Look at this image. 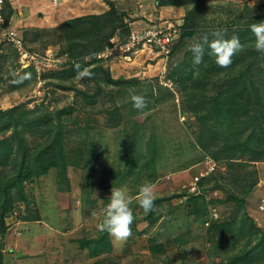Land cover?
<instances>
[{
  "label": "rangeland",
  "instance_id": "1",
  "mask_svg": "<svg viewBox=\"0 0 264 264\" xmlns=\"http://www.w3.org/2000/svg\"><path fill=\"white\" fill-rule=\"evenodd\" d=\"M12 1L16 10L11 9L14 12L11 24H16L27 33L26 46L32 50L30 53L35 58L28 65L27 62L21 64L15 49L0 35V109L25 103L27 110H43L52 123L58 121L56 115L61 111L66 168L64 175L59 168L52 167L39 176L24 179L21 184L16 182L17 186L11 187L12 208L3 217L5 230L0 233V264H264L263 259L242 257L235 260V255L241 251V240L228 242L231 236L229 232L221 234L220 238L217 232L198 223L190 214L187 197L193 193V178L204 173L205 160L212 158L208 154L197 155L192 145H189L197 138L195 120L177 115L174 111L181 107L178 88L168 78L167 64L174 61V57L170 55L163 60L149 48L138 46L135 49L123 47L107 58H96L111 81L107 77L101 78L100 92L91 99L97 91L94 83L89 78H78L76 64H73L72 73L62 72L72 64L66 54L60 53L58 45L53 44L40 51L41 42L47 37L43 31L47 27L42 26L56 27L68 17L98 12L99 9H93V5L99 4L105 8L108 5L103 0H87L80 4L79 13L70 12L68 16L55 14L54 19H51L62 0ZM113 1L118 11L126 13L124 21L127 26L119 30L120 34H124L127 27L130 31L140 30L141 23L145 26L159 25L162 21L175 24L183 19L187 8L161 4L172 0ZM206 2L209 5L221 3L230 8L232 13L245 6L259 8L264 4V0ZM208 11L212 14H208L205 25L210 27L219 22L213 23V19L226 14L223 10H220L222 13H216L218 8ZM233 16L231 14L228 18L234 19ZM223 17L221 20H226V16ZM38 18L43 21H38ZM18 20L22 21L16 23ZM134 23H138L139 28ZM127 39L122 41L116 37L112 41L120 45ZM185 39L188 45L184 51L193 44L194 38L190 40L185 36ZM127 45L131 46L129 42ZM178 55L181 57L182 53ZM175 57L178 59V56ZM95 63L92 59H86L79 65L82 70ZM62 84L76 86L86 95L72 88L61 89L57 86ZM158 85L167 87L175 94L176 108L169 103L168 96H160ZM129 89L146 97L148 104L145 109L141 111L133 107ZM112 114L121 119L117 128L111 127ZM174 118H177V122ZM177 124L181 130L178 137L182 138L183 153L177 155L175 150L171 153L166 146L159 153L158 159L165 157L166 160L158 165L157 176L152 179L156 190V211L151 215L150 212L145 214L139 205L138 189L147 182L141 176H152V171L144 165L148 156V136L154 131L160 132V127L164 126L168 128L167 137H174L171 126L175 129ZM41 130H24L30 147L45 142ZM9 134L10 131L0 136V140L6 139ZM196 155L197 162L177 168ZM0 162V178L13 174L15 167L11 166L9 159L7 161L0 157ZM226 166L225 162H217L214 172L224 173L228 171ZM251 166L257 169L259 182L258 190L255 188L248 199L246 210L264 234V210L260 209L261 205L264 208V162ZM223 179L233 187L229 179ZM122 186H126L132 196L134 221L131 236L123 245H118L107 232L101 231L100 223L111 189ZM201 195L207 201H223L228 191L215 188L204 194L201 191ZM213 204L207 206L212 207ZM230 205L217 203L214 206L217 209L215 219L224 222L233 219ZM100 237L103 242L97 247L84 243ZM102 243H106L107 247L102 248ZM153 245H161L162 253H153Z\"/></svg>",
  "mask_w": 264,
  "mask_h": 264
},
{
  "label": "trees",
  "instance_id": "2",
  "mask_svg": "<svg viewBox=\"0 0 264 264\" xmlns=\"http://www.w3.org/2000/svg\"><path fill=\"white\" fill-rule=\"evenodd\" d=\"M103 1L108 8L102 13L69 18L59 26L43 29L47 37L41 42L40 47V51H44L50 45L59 46L60 53L66 54L72 64L62 71L64 73H72L73 64L84 63L86 59L97 62L88 68L93 73L90 80L97 88L91 99L100 92L101 78L107 77L111 81L108 74L104 72L100 60L96 59V55L111 46L112 38L118 37L124 41L130 33L128 27L125 35L119 33L121 28L127 26L124 21L126 13L118 11L113 0ZM161 4L187 7L180 26L183 32L178 41L172 44L169 54L174 57V61L167 64L168 78L179 91L181 107H177L174 111L177 115L194 119L196 122L197 138L189 144L192 145L194 152L203 156L208 154L218 163L225 162L228 169L220 174L214 170L199 178L196 185L197 191L189 193L187 197L190 214L198 223L205 224L209 230L213 229L217 232L220 238L221 234L229 232L231 236L228 242L241 240V251L235 255V260L242 257L264 260V234L246 210L248 199L255 188L258 190L259 182L258 171L251 165L264 162V55L255 50V38L250 31L252 23L264 21V4H261L259 8L245 6L242 9L233 10L235 14L221 3L209 5L206 0H172L163 1ZM5 6L7 21L14 12L7 2ZM210 8H218L219 11H215L216 13H222L220 10L226 13L217 16L216 20L213 19V23L219 22L211 27L205 25L208 14H212L208 11ZM231 14L234 15V19L228 18ZM223 16H226V20H221ZM217 30L225 33V39H230L234 35L239 37L240 42L245 46L244 50L233 57L230 67L221 68L215 63V57L207 54L206 48L202 63L194 66L190 47L184 51L185 46L188 45L185 36L190 40L194 38L193 43H195L201 35L209 34V41H211L213 37L210 34ZM26 36L27 33L22 31L24 47L27 49ZM179 53H182L181 57ZM175 56H178V59ZM57 86L61 89L72 88L75 92L86 95V92L73 85ZM157 91L160 96L165 95L170 98L169 103H172V107L178 106L175 103V94L170 89L158 85ZM25 105L21 103L7 109H0V136L10 131L6 139L0 140V157L7 161L9 159L11 166L15 167L13 174L0 178V233L5 230L3 217L12 208L11 187L21 184L24 179L39 176L52 167L59 168L64 175L66 168L60 123L61 111L56 115L58 121L52 123L43 110H27ZM174 119L177 122V118ZM120 121V118L112 114L111 127H119ZM178 127V124L175 129L173 125L171 126L172 132H175V136L171 138L167 137L168 128L164 126L160 127V132L154 131L149 134L148 156L144 165L147 170L152 171V176H141L144 181L153 182V177L156 178L158 165L166 160L165 157L158 159L163 149L168 148L171 153L175 150L177 155L183 153L182 138L178 137L181 130ZM30 128H42L45 142L30 147L24 134V130ZM216 145L217 149L213 150ZM197 155L195 158L190 157V160L187 159L177 168L197 162L195 160L198 158ZM223 178L229 179L230 185L237 189L233 190L234 188L230 187ZM215 188L228 191L225 200L207 201L201 195V191L204 194ZM217 203L231 204L229 207L233 209V219L224 222L211 217L213 209L217 212L214 207ZM207 204L214 206L208 207ZM102 239L100 237V239L86 240L84 243L87 246L93 244V247H97L103 242ZM102 244V248L107 247L106 243ZM151 249L155 254L163 251L161 245H153ZM96 252L93 253L96 254Z\"/></svg>",
  "mask_w": 264,
  "mask_h": 264
},
{
  "label": "clouds",
  "instance_id": "3",
  "mask_svg": "<svg viewBox=\"0 0 264 264\" xmlns=\"http://www.w3.org/2000/svg\"><path fill=\"white\" fill-rule=\"evenodd\" d=\"M250 31L255 38V50L264 55V21L252 23ZM210 35L213 37L211 41H209V34H203L197 42L190 46L193 65L199 66L202 63L207 48V54L215 57V63L219 67H230L233 63V57L243 51L245 46L240 42L239 37L235 35L230 39H225V33L220 30L213 31ZM75 67L78 78H92L93 73L87 68L81 70L78 63ZM129 95L135 109L142 111L147 107L148 101L144 95L137 94L134 89H129ZM138 199L139 205L145 214L156 211L154 205L156 200L155 185L152 182H144L138 189ZM131 204L132 196L129 194L128 188L122 186L111 189L108 203L103 208L100 229L107 232L118 245H123L131 236V225L134 221ZM261 210H264V208Z\"/></svg>",
  "mask_w": 264,
  "mask_h": 264
},
{
  "label": "built area",
  "instance_id": "4",
  "mask_svg": "<svg viewBox=\"0 0 264 264\" xmlns=\"http://www.w3.org/2000/svg\"><path fill=\"white\" fill-rule=\"evenodd\" d=\"M6 2L11 9H14L12 0H0V35L15 49L20 58L21 64L27 62L28 65L29 62L35 58L34 54L30 53L24 47L22 31L16 24H11L13 18L12 15L9 17V20L6 21ZM180 33V26L176 22L175 24H172L167 21H164L161 25H150L140 30H131L126 42L120 43L119 45L118 43H114L111 39V46L98 53L96 58H107L111 53L115 52L116 49L122 50L123 47H133L135 49L139 46L149 48V50L156 53L157 56L167 59L171 52V46L174 43V40L179 37ZM128 42L131 46L127 45ZM205 165L204 173H199V176L197 175L193 178V180H195L192 181L191 185V190L193 192L197 191L196 185L199 178L212 173L217 168V162L210 158L205 160ZM260 209H263L262 205L260 206ZM211 217H217V213L214 209L211 212Z\"/></svg>",
  "mask_w": 264,
  "mask_h": 264
},
{
  "label": "crops",
  "instance_id": "5",
  "mask_svg": "<svg viewBox=\"0 0 264 264\" xmlns=\"http://www.w3.org/2000/svg\"><path fill=\"white\" fill-rule=\"evenodd\" d=\"M85 1H87V0H73V1L72 0H62V2L60 4V7H58L57 9L54 10L55 12L52 13V16L50 18L54 19V16H56L57 14H60V15L62 14L64 16H68V15H70V12L72 13V12H77L78 11L77 13H79L81 11V7H79V6H80L81 3H84ZM56 5H58V3ZM56 5H54V6H56ZM93 6H94V8H93ZM93 6H92L93 9H95L97 7L99 9V11L98 12H92L91 11V12L83 13V14L84 15L85 14H97V13H102V12L107 10V8H105V7H103L102 5H99V4L93 5ZM72 7H74L75 9H73ZM14 10H16V5H14ZM81 14H82V12H81ZM68 18H70V17H68ZM37 20L38 21H40V20L43 21L42 18H38ZM21 21L22 20H18L16 23H18V22L20 23ZM163 22L164 21H162L161 23H163ZM176 22H178V21H176ZM134 26H137L139 28L140 25L138 26V23L137 24L134 23ZM141 26H145V24L141 23ZM141 26H140V29L145 28V27L150 26V25L147 24L145 27H142V28H141ZM42 27L50 28V27H52V25H44ZM162 59L164 60V58H162Z\"/></svg>",
  "mask_w": 264,
  "mask_h": 264
},
{
  "label": "water",
  "instance_id": "6",
  "mask_svg": "<svg viewBox=\"0 0 264 264\" xmlns=\"http://www.w3.org/2000/svg\"><path fill=\"white\" fill-rule=\"evenodd\" d=\"M182 23H183V21H182V20H180V22H179V21L177 22V24H178L179 26H181V25H182Z\"/></svg>",
  "mask_w": 264,
  "mask_h": 264
}]
</instances>
